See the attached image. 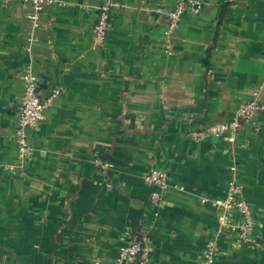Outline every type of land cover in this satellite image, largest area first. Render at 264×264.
<instances>
[{
    "label": "crops",
    "instance_id": "1",
    "mask_svg": "<svg viewBox=\"0 0 264 264\" xmlns=\"http://www.w3.org/2000/svg\"><path fill=\"white\" fill-rule=\"evenodd\" d=\"M59 1L33 26L31 4L0 0V264H115L135 236L153 264H200L209 249L214 264H264V113L232 145L191 137L254 95L264 104V0H113L101 45L103 0ZM27 66L44 109L20 162ZM153 169L168 182L156 203L143 181ZM232 178L251 209L252 243L220 226L211 205Z\"/></svg>",
    "mask_w": 264,
    "mask_h": 264
},
{
    "label": "built area",
    "instance_id": "2",
    "mask_svg": "<svg viewBox=\"0 0 264 264\" xmlns=\"http://www.w3.org/2000/svg\"><path fill=\"white\" fill-rule=\"evenodd\" d=\"M20 4L29 3L33 6L34 12L28 15L33 26L37 25L38 17L42 9L51 5H62L59 0H15ZM192 5L196 3H192ZM185 3H178L172 11L167 14V27L165 36L170 39L178 30L181 14L185 8ZM118 7L113 0H103L98 7L97 17L93 26L94 43L101 45L111 29L110 14L111 11ZM169 48V46H167ZM22 79L24 81V91L20 100V108L18 120L14 132L16 154L20 162L31 151L28 133L35 129L43 120L44 104L38 93V79L32 72L30 67H25L22 71ZM59 90L54 89L50 95V99H54L59 95ZM258 113H264V104L260 103L257 96L254 95L249 100L239 104L234 117L228 121L208 127L204 131L195 132L191 137L195 140L210 136L221 139L228 144H234L238 129L243 122L252 120ZM230 170L235 171V167L231 166ZM143 181L152 185L157 189L151 195V202L156 203L159 193L168 187L167 176L163 171L153 169L144 177ZM211 205L219 209L217 221L220 226L228 228L230 234L237 240L244 243H252L251 229L253 219L251 209L241 196V186L232 178L227 183V190L221 201H212ZM148 248L145 245L143 236L133 237L126 245L120 247L117 251L115 264H123L125 261H131L133 264H153L148 255ZM215 252L209 249L204 252L200 264H214Z\"/></svg>",
    "mask_w": 264,
    "mask_h": 264
}]
</instances>
